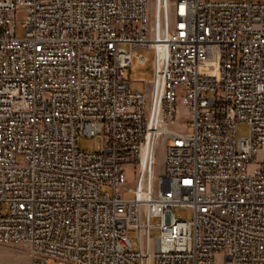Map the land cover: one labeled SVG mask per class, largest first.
Returning a JSON list of instances; mask_svg holds the SVG:
<instances>
[{
    "label": "built area",
    "instance_id": "built-area-1",
    "mask_svg": "<svg viewBox=\"0 0 264 264\" xmlns=\"http://www.w3.org/2000/svg\"><path fill=\"white\" fill-rule=\"evenodd\" d=\"M149 8L0 0V245L30 264H264V2ZM143 50L148 94L126 79Z\"/></svg>",
    "mask_w": 264,
    "mask_h": 264
},
{
    "label": "rangeland",
    "instance_id": "rangeland-1",
    "mask_svg": "<svg viewBox=\"0 0 264 264\" xmlns=\"http://www.w3.org/2000/svg\"><path fill=\"white\" fill-rule=\"evenodd\" d=\"M209 1H228V0H209ZM254 2H264V0H252ZM149 12H151L153 6V0H149ZM25 13L21 8H18L17 11L14 13V20L16 22V30L15 35L17 38H20L23 35V28L21 23L24 20ZM144 55L147 57V63L144 66H140L136 64L134 61L131 64V68L127 71L126 79L129 82V86L132 91L134 92H141L148 94L149 87L152 83L153 79V52L152 51H142ZM136 52L134 54H137ZM179 118L175 125V129L178 131H186L190 132L189 127L187 128L186 124L188 118L186 116V112L183 107H180L178 110ZM236 137L237 138H245L249 134L248 126L244 124H238L236 126ZM170 142L167 141L166 143L162 142L159 147V157H158V165H157V173H161L163 168L161 166L162 162V154L163 149L167 146ZM77 145L80 150L92 152L95 150H99L102 145V141L100 138H86L79 136L77 138ZM126 187L129 189H133L135 187L136 181V171H131L129 168L126 169ZM173 213L176 217H180L185 221L191 220V212L182 208H177L173 210ZM159 231L157 229H152L149 232V235L152 238L157 237ZM127 237L131 241V248L132 251H137L138 249V241L136 233L133 231L127 232ZM218 263H221V260L217 259ZM0 264H30L27 247L25 246H4L0 245ZM49 264H53L49 262Z\"/></svg>",
    "mask_w": 264,
    "mask_h": 264
}]
</instances>
